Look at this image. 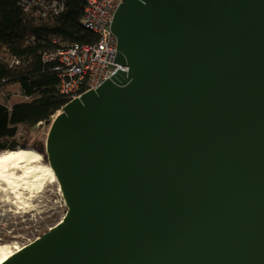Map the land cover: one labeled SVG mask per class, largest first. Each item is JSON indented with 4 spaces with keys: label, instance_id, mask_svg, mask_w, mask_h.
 <instances>
[{
    "label": "water",
    "instance_id": "obj_1",
    "mask_svg": "<svg viewBox=\"0 0 264 264\" xmlns=\"http://www.w3.org/2000/svg\"><path fill=\"white\" fill-rule=\"evenodd\" d=\"M122 1L48 133L67 212L0 264H264V0Z\"/></svg>",
    "mask_w": 264,
    "mask_h": 264
},
{
    "label": "trees",
    "instance_id": "obj_2",
    "mask_svg": "<svg viewBox=\"0 0 264 264\" xmlns=\"http://www.w3.org/2000/svg\"><path fill=\"white\" fill-rule=\"evenodd\" d=\"M21 1L0 0V89L19 84L31 101L11 107L0 103V154L31 148L48 159L46 140L30 145L31 130L51 125L70 98L60 91L56 62L45 61L44 53L73 43H95L99 37L82 24L88 0H60L64 9L57 15L26 12Z\"/></svg>",
    "mask_w": 264,
    "mask_h": 264
},
{
    "label": "built area",
    "instance_id": "obj_3",
    "mask_svg": "<svg viewBox=\"0 0 264 264\" xmlns=\"http://www.w3.org/2000/svg\"><path fill=\"white\" fill-rule=\"evenodd\" d=\"M122 0H88L82 24L98 35L95 43H73L55 51L45 52V61H54L59 71L61 93L70 100L81 97L91 89H97L108 77L118 70H127L114 62L117 38L111 26L114 14ZM26 12L57 15L64 9L60 0H22Z\"/></svg>",
    "mask_w": 264,
    "mask_h": 264
},
{
    "label": "rangeland",
    "instance_id": "obj_4",
    "mask_svg": "<svg viewBox=\"0 0 264 264\" xmlns=\"http://www.w3.org/2000/svg\"><path fill=\"white\" fill-rule=\"evenodd\" d=\"M22 101L31 99L21 94L19 84L10 85L5 90L0 89V103L11 107ZM50 128L51 125L47 123L32 128L28 139L30 145H40L41 140L47 141ZM44 160L49 163L45 157ZM22 192V199L17 201L10 190L0 191V243L8 242L22 247L47 232L67 212L58 180L46 181L33 191Z\"/></svg>",
    "mask_w": 264,
    "mask_h": 264
},
{
    "label": "bare ground",
    "instance_id": "obj_5",
    "mask_svg": "<svg viewBox=\"0 0 264 264\" xmlns=\"http://www.w3.org/2000/svg\"><path fill=\"white\" fill-rule=\"evenodd\" d=\"M46 181L57 182V177L51 165L45 162L38 151L18 148L0 154V191L10 190L17 201L22 199V191H33ZM20 249L18 244L0 243V263Z\"/></svg>",
    "mask_w": 264,
    "mask_h": 264
}]
</instances>
